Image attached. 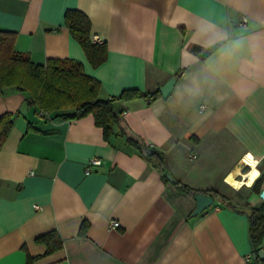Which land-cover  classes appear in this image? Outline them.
Here are the masks:
<instances>
[{
    "label": "crops",
    "instance_id": "0c3cea01",
    "mask_svg": "<svg viewBox=\"0 0 264 264\" xmlns=\"http://www.w3.org/2000/svg\"><path fill=\"white\" fill-rule=\"evenodd\" d=\"M69 8L88 16L93 41L106 42L96 67L64 25ZM0 29L15 31L14 48L35 63L79 60L102 98L159 90L180 71L167 98L118 100L108 138L91 114L51 118L23 92L0 91V115L13 114L0 147V264H243L245 202L261 199L234 197L227 177L246 180L251 154L264 186V0H0ZM127 135L160 150L164 172ZM92 157L101 163L85 174ZM168 173L229 202L191 215L194 195ZM49 230L62 246L46 252L36 237Z\"/></svg>",
    "mask_w": 264,
    "mask_h": 264
},
{
    "label": "trees",
    "instance_id": "16d2710c",
    "mask_svg": "<svg viewBox=\"0 0 264 264\" xmlns=\"http://www.w3.org/2000/svg\"><path fill=\"white\" fill-rule=\"evenodd\" d=\"M64 25L80 44L91 66L96 67L105 61L106 42L91 39V23L83 11L76 8L67 9L64 13ZM15 37V31L0 29V91L15 89L23 92L26 104L43 115L51 118L74 119L91 114L94 123L102 128L104 137L108 138L123 112V109L117 107L118 100L141 95L150 101L161 96L159 90L141 92L137 88H128L117 96L102 98L99 96L101 83L84 71L79 60L62 57L48 58L44 63H35L28 54L14 48ZM198 49V46H193V50ZM12 115L9 111L0 115V147L13 123ZM126 140L139 150L140 155L151 166L164 172V158L160 150L130 135L126 136ZM260 178L248 187L250 192L257 194L260 192ZM172 181L180 191L191 195L205 193L215 200L229 202L228 196L216 189L195 188L178 179ZM245 205L248 207L246 214L252 254L251 264H264V258L257 256L264 237V202L261 200L257 205H249L245 202ZM36 240L46 245V252L62 246V240L55 230L38 235Z\"/></svg>",
    "mask_w": 264,
    "mask_h": 264
},
{
    "label": "water",
    "instance_id": "95a60500",
    "mask_svg": "<svg viewBox=\"0 0 264 264\" xmlns=\"http://www.w3.org/2000/svg\"><path fill=\"white\" fill-rule=\"evenodd\" d=\"M216 48H217V44H214V45L208 47L206 50H204L200 54V57L204 58L207 54H209L210 52H212ZM175 80H176V76L173 75L164 84H162L159 87V92H160V95L162 98H167L171 94V91H172L174 84H175ZM167 177L170 180H174V178L169 173L167 174ZM258 195H259V198L264 202V186L261 188ZM194 199H195V207L193 208L191 215H197V214L201 213L202 211L207 209L209 206H211L213 204V201H214L213 197H211L210 195L205 194V193H196L194 195ZM257 256L259 258H264V248L261 247L258 249Z\"/></svg>",
    "mask_w": 264,
    "mask_h": 264
},
{
    "label": "built area",
    "instance_id": "2783aa9c",
    "mask_svg": "<svg viewBox=\"0 0 264 264\" xmlns=\"http://www.w3.org/2000/svg\"><path fill=\"white\" fill-rule=\"evenodd\" d=\"M246 24H247V16H245V15H242L241 17H240V20L238 21V25L240 26V27H246ZM40 114H41V112H39ZM101 163V160H100V158H98V157H92V158H90L88 161H87V163H86V165H85V167H84V172H85V174H88V173H90L91 172V170H92V167L93 166H95V165H98V164H100ZM109 226L110 227H117V226H119V222L117 221V220H111L110 222H109ZM251 261H252V254H247L246 256H245V258H244V262H243V264H251Z\"/></svg>",
    "mask_w": 264,
    "mask_h": 264
},
{
    "label": "bare ground",
    "instance_id": "6f19581e",
    "mask_svg": "<svg viewBox=\"0 0 264 264\" xmlns=\"http://www.w3.org/2000/svg\"><path fill=\"white\" fill-rule=\"evenodd\" d=\"M248 157H251V160L254 162V160L252 159V156H251V154H247L245 157H244V161L248 158ZM241 162V161H240ZM248 164H250V163H248ZM251 165V164H250ZM252 166V165H251ZM255 170L256 171H258L257 169H256V167H255ZM252 171H253V167H252V169L248 172V175H247V179L246 180H236V179H234L233 178V176L232 175H229V176H231V178H232V180H231V182L228 180V177H227V180H228V183L233 187V185H235V184H241V185H243V184H246V185H248V183H249V179H250V173H252ZM253 183V182H252ZM233 188H235V187H233ZM241 188V187H240ZM239 188V189H240ZM236 189V188H235Z\"/></svg>",
    "mask_w": 264,
    "mask_h": 264
},
{
    "label": "clouds",
    "instance_id": "9594fccd",
    "mask_svg": "<svg viewBox=\"0 0 264 264\" xmlns=\"http://www.w3.org/2000/svg\"><path fill=\"white\" fill-rule=\"evenodd\" d=\"M253 172V171H252ZM255 173H256V175H255V177L254 178H252L251 176H250V182L248 183V187H251L252 186V182H254L255 181V179H257V178H259V176H260V173L258 172V171H256L255 170ZM238 185V186H237ZM243 185H241V184H235V185H233V187H235L236 188V190H239V188L240 187H242Z\"/></svg>",
    "mask_w": 264,
    "mask_h": 264
},
{
    "label": "rangeland",
    "instance_id": "374dc122",
    "mask_svg": "<svg viewBox=\"0 0 264 264\" xmlns=\"http://www.w3.org/2000/svg\"><path fill=\"white\" fill-rule=\"evenodd\" d=\"M248 192H250L248 187L240 188L239 190H236V193L234 194V197L245 196V194H247Z\"/></svg>",
    "mask_w": 264,
    "mask_h": 264
},
{
    "label": "snow or ice",
    "instance_id": "6c2138e0",
    "mask_svg": "<svg viewBox=\"0 0 264 264\" xmlns=\"http://www.w3.org/2000/svg\"><path fill=\"white\" fill-rule=\"evenodd\" d=\"M245 163H250V164L252 165V167H253V172L250 173V176H251L252 178H254L255 175H256V173H255V163L251 160V157H248V158L245 160ZM228 180L231 182V180H232L231 176L228 177ZM249 182H250V180H249ZM237 186H238V185H237Z\"/></svg>",
    "mask_w": 264,
    "mask_h": 264
}]
</instances>
